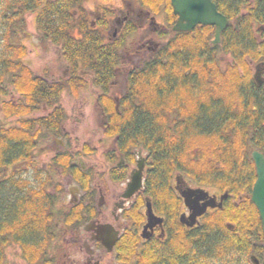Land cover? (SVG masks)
<instances>
[{
    "label": "trees",
    "instance_id": "trees-1",
    "mask_svg": "<svg viewBox=\"0 0 264 264\" xmlns=\"http://www.w3.org/2000/svg\"><path fill=\"white\" fill-rule=\"evenodd\" d=\"M141 1L153 10L170 2ZM214 1L230 19L242 14L239 28L222 33L219 45L211 44L209 27L173 33L153 58L129 71L127 90L117 100L112 88L123 66L120 45L108 41L105 31L90 28L85 0H5L0 95L6 98L14 90L11 99L3 100L2 111L4 118L17 121L0 123V264H7L12 244L28 256L52 241L50 204L65 192L64 185L55 182V195L47 187L52 177L45 182L42 174L33 175L37 185L28 179V169L36 165L43 130L63 135V92L73 94L89 84L100 90L107 136L117 137L127 156L138 146L150 154L146 193L166 216L169 232L157 252H187L190 257V252H252L254 243L255 252H264L263 226L251 199L257 179L252 152L264 154V85L251 93L243 81L250 75L255 82L246 58H264V42H258L252 26H264V0ZM27 14L35 15L41 38L61 49L70 66L68 79H51L47 70L37 75L26 61ZM221 51L232 58L229 69L219 66ZM44 110L48 112L34 116ZM67 155L58 154L53 166L83 186L81 168L70 160L62 163ZM176 174L214 193L228 192L223 207L206 213L196 228L179 222ZM146 252H153L148 244L137 249L132 264H150ZM163 256L155 264H167Z\"/></svg>",
    "mask_w": 264,
    "mask_h": 264
},
{
    "label": "flooded vegetation",
    "instance_id": "flooded-vegetation-1",
    "mask_svg": "<svg viewBox=\"0 0 264 264\" xmlns=\"http://www.w3.org/2000/svg\"><path fill=\"white\" fill-rule=\"evenodd\" d=\"M87 1L88 0H85L84 5L88 12L90 28L105 31L108 41H118L121 52L123 49H129L131 47L134 43L133 39L136 38L134 35L136 32L143 31L140 49H145L144 52L147 56L143 59L142 63L153 58L160 48L168 44L173 33H187V31L177 32L174 30L179 16L174 14L171 0L169 6L164 4L160 6L162 8L159 7L162 10H166L168 13L164 22L158 21V14L145 6L141 0H117L119 3L117 6H114L112 3L109 5L107 3L103 5L96 4V11L88 7ZM211 1L216 4L218 11L227 18L228 23L222 33L233 26L238 29L242 14L230 19L224 11L218 8L214 0ZM250 1L254 3L256 0ZM252 26L258 42L263 43L264 26H260L256 23H252ZM198 27H209L213 30V35L210 38V42L213 44L212 40L215 39L217 27L214 25H196L192 31ZM151 32H155L156 35H160L162 38V40H160L161 46L158 49L151 47L152 44H156V46L159 44V41L154 40L152 37L153 33ZM221 42L222 38L220 43ZM149 49L151 50L150 54L148 51ZM121 57L122 63L124 64L125 61L123 60V56L121 55ZM226 61L227 62L224 63L222 59H220V63H223L225 67L228 66V63L232 62V59L230 58V60ZM261 62L264 65V58H247L248 68L251 74H253V79L257 72L261 73L262 83L259 86L264 85V70L260 66ZM137 64H133L130 70L140 67V65L138 66ZM119 71L120 67L118 73ZM129 71L127 72L128 75ZM128 75L126 76V80L129 79ZM104 117L106 118L105 115ZM106 123L107 118L103 124L104 129H106ZM64 131L65 128L63 125L62 136L65 135ZM53 137L57 136L53 135ZM108 138H111L107 140H113V143L112 147L110 146L106 152H104V161L106 162L107 170L103 173H96L94 177L95 168L93 166L80 165L84 183L83 186L75 182L77 185L76 189L74 191L68 190V202H65L67 194L63 193L59 199H56V201L50 204L52 205L49 219V230L50 236L52 237L50 243H56V248L51 249L50 247L52 244H49V248L47 247L42 252L40 251L39 254H35L34 263L28 259V257L31 256H27V252H21L25 263L59 264L66 260L62 264H101L103 252H115L117 255H120V252H132L130 262L119 261V264H132L137 249H142L148 244L153 251L146 252L149 256L148 259L150 264L161 261V255H164L163 259L167 264H253V255H255L259 264H264V252H190L192 257H190L189 254L187 255V252H157L159 242H163L167 239L169 232L166 216L157 212L152 197L146 193L147 175L151 168L150 154L142 146H138L132 149V157L127 156L118 146L117 137L112 138L109 136ZM59 144L63 146L62 143ZM57 154L58 153L55 154V157H57ZM54 158L49 165V168L51 167L52 170L48 173L53 179V184L51 187H47L56 195L55 182L60 180H54L55 176H52V171H56L57 175L63 176L64 178L71 174L62 175V171L57 166H53L52 161ZM138 161H141L144 166L142 185L136 193L130 197H125L129 183L131 182L132 174L138 169ZM177 187L182 190L188 187L204 188L209 191L210 195H216L218 201H220L222 195L225 194L214 193L205 187L193 183L188 178L183 177L181 182L178 184L175 182L174 185L175 191L182 200L180 204V215L184 213L189 215L190 211L186 207L183 198L180 196ZM148 201L152 204L154 214L164 220L162 225L159 224L152 230L149 229L151 232L149 238H144L142 233L144 226L148 223L146 213ZM141 202H144L142 207L139 206ZM224 202L225 200L223 203ZM58 209L61 211L59 216ZM213 210L215 209L209 208L207 213ZM203 217L204 215L199 218L200 222ZM196 227H198V225L194 228ZM102 228L109 230V233L112 231L119 232V239L115 242L111 250L107 249L99 240L102 234ZM122 240L123 244H121ZM60 258L63 259V261H59Z\"/></svg>",
    "mask_w": 264,
    "mask_h": 264
},
{
    "label": "rangeland",
    "instance_id": "rangeland-1",
    "mask_svg": "<svg viewBox=\"0 0 264 264\" xmlns=\"http://www.w3.org/2000/svg\"><path fill=\"white\" fill-rule=\"evenodd\" d=\"M4 3L5 0H0V17H2L1 12H3L2 9L4 7ZM104 3H107L108 5L112 3L114 6L119 5L117 0L87 1L88 7L95 11L97 10L95 8L96 4L103 5ZM160 8L154 10L151 8L150 9L154 13L158 14V21L164 22L168 13L166 12V10H162ZM26 20V31L28 35L24 38V41L28 47V53L25 58L28 64L37 75H43L47 70L49 72V78L51 79H68L70 75V66L63 59L61 49L57 46H54L47 40H43L41 38V35L37 30L34 14H27ZM141 32L138 31L136 32V34H134L136 38L133 39L134 43L129 49H123V51L120 52L125 63L122 67H120L119 73L117 72V76L112 88V95H114L113 98H117V100L123 95V93H125L127 89V72L133 67V64L135 65L138 63L137 65L141 66L144 63H142L143 59L147 56V54L144 52L145 49H140L143 31ZM151 33H153L152 37L154 38V40L159 41V44L157 46L156 44H152L151 47L158 49L161 46L160 40H162V38L160 35H156L155 32ZM1 48L2 45L0 42V50ZM148 51L150 54L151 50L149 49ZM225 57L226 55L222 53V51L218 55V58L222 59V62L224 63L227 62L226 60H230L229 57H227L228 59ZM219 66L222 68L221 70H226V68L229 69V66L225 67L223 63H220ZM251 75L253 77V74ZM5 88L6 90H9V85L6 84ZM80 89L81 90H78L73 94L66 90L63 92L61 98V105L63 106L67 115L66 120L62 124L65 128V135L53 137V134L51 135V133L43 130L39 147L35 151L36 165L28 169V174L30 176V178L28 179H30L32 183H37V185L40 184V181L35 180L33 177V175L37 174H42V180L45 179V182L46 180H48V173L52 170L51 167L49 168V165L51 163V160L55 157L56 153L65 155L67 152L68 155L67 158L63 160V164L68 163V161L70 160V163L75 165L78 164L77 166L79 167H81L82 165L93 166L95 168V171L93 170L94 177L96 173H103L107 170L106 162L104 161V152H106V150L110 146L112 147L113 140H107L111 138H108L109 136H107L106 130L103 127L106 118L104 117L102 108L99 104L100 90L93 84H89L88 87H81ZM8 92L9 95L6 96V98L9 100L13 97L12 94H14V90L11 88ZM6 98L0 95V123H15L17 121V118H4V114L2 111V102ZM117 104L119 106V103ZM47 112L48 110H44L41 112L38 111L34 114V116L40 117ZM59 143H62L63 146H60L61 144ZM24 176H26V174H24ZM52 176H55L54 180H60L63 183L65 189L64 194H67L65 202H68V190L74 191L76 189L77 185L75 184V182H77V180L72 175H67V177L65 178L63 176H59L56 174V171H52ZM24 178L27 179V177ZM175 182L176 180L174 179V184ZM48 190L50 189L48 188ZM60 212L61 211L58 209V216L60 215ZM50 248H56V243L52 244ZM36 251L37 250L31 252L29 254L31 257H28V259L33 263L35 262V254L40 253ZM21 252L22 248L18 244H12L8 246L7 264H27L24 262ZM131 256L132 252H120V255H117V253L115 252H103L101 264H119V261L121 262L125 259H130ZM59 261H63V259L60 258ZM63 262L59 264H62Z\"/></svg>",
    "mask_w": 264,
    "mask_h": 264
},
{
    "label": "water",
    "instance_id": "water-1",
    "mask_svg": "<svg viewBox=\"0 0 264 264\" xmlns=\"http://www.w3.org/2000/svg\"><path fill=\"white\" fill-rule=\"evenodd\" d=\"M174 14L178 15V21L174 27L175 31H190L196 25H214L217 27L216 39L214 43L220 42L222 31L226 28L227 18L221 14L215 3L211 0H171ZM259 84H261L260 75H255ZM252 158L256 165L257 179L252 189L251 199L257 207L260 218L262 221L264 232V154L260 151L254 150L252 152ZM138 169L133 172L131 182L129 183L128 190L125 197H130L136 193L142 185V174L144 166L141 161L137 163ZM180 182V178L177 179ZM181 197L184 199L185 205L190 211L189 215L181 214L180 222L187 227H194L199 223L198 218L204 215L208 208H222L223 201L228 196L226 192L220 198L218 202L217 196H211L208 191L202 188H184L183 190L177 187ZM147 217L148 223L144 226L142 236L149 238L150 230L157 225H162L163 218L157 217L154 214L151 202H147ZM234 228L233 226H230ZM103 229V228H102ZM101 237L99 240L103 243L107 249L111 250L115 242L119 239V232L103 229L101 231ZM256 247V243L253 244V250ZM253 264H259V261L252 256Z\"/></svg>",
    "mask_w": 264,
    "mask_h": 264
},
{
    "label": "bare ground",
    "instance_id": "bare-ground-1",
    "mask_svg": "<svg viewBox=\"0 0 264 264\" xmlns=\"http://www.w3.org/2000/svg\"><path fill=\"white\" fill-rule=\"evenodd\" d=\"M234 45V44H233ZM260 66L262 67V69L264 70V65L263 63L261 62L260 63ZM244 84H245V89H248L249 92H255L257 89V86L259 87V85H257L256 80L254 79L255 82H253L251 79H250V75H247L246 78H244ZM258 90H262L261 88H259Z\"/></svg>",
    "mask_w": 264,
    "mask_h": 264
}]
</instances>
